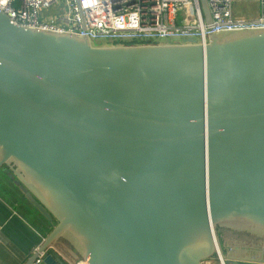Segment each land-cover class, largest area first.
<instances>
[{
	"label": "water",
	"instance_id": "1",
	"mask_svg": "<svg viewBox=\"0 0 264 264\" xmlns=\"http://www.w3.org/2000/svg\"><path fill=\"white\" fill-rule=\"evenodd\" d=\"M0 175L52 224L23 264H264V28L94 46L0 10Z\"/></svg>",
	"mask_w": 264,
	"mask_h": 264
},
{
	"label": "built area",
	"instance_id": "2",
	"mask_svg": "<svg viewBox=\"0 0 264 264\" xmlns=\"http://www.w3.org/2000/svg\"><path fill=\"white\" fill-rule=\"evenodd\" d=\"M206 2L209 23L198 0H0V10L22 27L107 40L111 46L158 45L156 40L166 38L205 45L211 33L264 28V0ZM236 3L255 5L256 13H235ZM52 8L58 14L46 15ZM32 264L47 263L39 254Z\"/></svg>",
	"mask_w": 264,
	"mask_h": 264
},
{
	"label": "crops",
	"instance_id": "3",
	"mask_svg": "<svg viewBox=\"0 0 264 264\" xmlns=\"http://www.w3.org/2000/svg\"><path fill=\"white\" fill-rule=\"evenodd\" d=\"M0 178V264H23L51 230L52 224L25 201L12 182L5 176L0 175ZM44 261L66 264L54 252ZM203 264L218 263L208 260Z\"/></svg>",
	"mask_w": 264,
	"mask_h": 264
},
{
	"label": "rangeland",
	"instance_id": "4",
	"mask_svg": "<svg viewBox=\"0 0 264 264\" xmlns=\"http://www.w3.org/2000/svg\"><path fill=\"white\" fill-rule=\"evenodd\" d=\"M62 4H59L58 7L61 8L62 10ZM247 7H249V9H246ZM234 12L235 13H239L241 15H245L247 13H250L252 15H254L256 13V9H255V5L252 4H247V3H236L234 5ZM54 14H58L57 13V9L52 8L49 9V12H47L46 15H54ZM182 39H178V38H166V39H159L156 40L155 42L158 44H173V43H181ZM92 44L94 46H109L112 45L109 41L107 40H96V41H92ZM1 181V178H0Z\"/></svg>",
	"mask_w": 264,
	"mask_h": 264
},
{
	"label": "flooded vegetation",
	"instance_id": "5",
	"mask_svg": "<svg viewBox=\"0 0 264 264\" xmlns=\"http://www.w3.org/2000/svg\"><path fill=\"white\" fill-rule=\"evenodd\" d=\"M226 239L233 249L244 250L247 251L248 254L258 250V248L253 246L252 241L244 236L230 233L226 236Z\"/></svg>",
	"mask_w": 264,
	"mask_h": 264
},
{
	"label": "trees",
	"instance_id": "6",
	"mask_svg": "<svg viewBox=\"0 0 264 264\" xmlns=\"http://www.w3.org/2000/svg\"><path fill=\"white\" fill-rule=\"evenodd\" d=\"M131 44H139V43H137V42H135V43H131ZM8 182V181H7ZM26 201V200H25Z\"/></svg>",
	"mask_w": 264,
	"mask_h": 264
}]
</instances>
